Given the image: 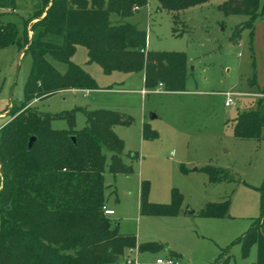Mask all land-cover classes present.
I'll use <instances>...</instances> for the list:
<instances>
[{"label": "rangeland", "instance_id": "rangeland-1", "mask_svg": "<svg viewBox=\"0 0 264 264\" xmlns=\"http://www.w3.org/2000/svg\"><path fill=\"white\" fill-rule=\"evenodd\" d=\"M41 2L0 0V22L15 23L19 40L24 21L34 15ZM220 3L208 0L182 9L177 12L175 25V12L158 8L156 0H147L124 19L146 31L151 50L185 53L184 91L156 87L142 96L140 90L145 87L141 71L104 74L98 64L86 61L85 47L77 45L71 61L89 72L104 89L67 88L29 104L51 115L79 108L74 113L75 129L86 123L84 110H115L130 117L129 124L113 126L123 142L122 162L130 172L113 175L107 155L105 204L114 211L109 219L117 224L119 233L132 234L137 242L154 241L162 249L152 253L129 248L116 264L134 258L139 264H156V257H169L172 252L177 254L179 264H216V257L225 248L230 256L227 264H250L256 259V245L243 255L237 238L260 213L264 138H238L233 124L239 111L253 108L254 101L264 97V22L255 17L252 33L243 29L239 39L232 41L234 29L246 17L225 15L218 8ZM111 20L118 17L111 15ZM34 21L27 23L28 29ZM31 34L28 30L29 37ZM46 57L58 72L66 70L64 62ZM30 66V53L17 43L0 46V126L12 116L10 108L23 102ZM252 73L255 84L248 86L247 78ZM225 93L230 94L233 103L225 105ZM143 123L156 136L143 138ZM50 125L68 127L67 121L58 117L52 118ZM204 166L223 167L229 178L211 181ZM142 181H147L146 199L152 203H169L176 190L181 196L178 212H140ZM223 200L227 201L224 216L200 215L206 203ZM187 206L193 208L192 214H183Z\"/></svg>", "mask_w": 264, "mask_h": 264}, {"label": "trees", "instance_id": "trees-1", "mask_svg": "<svg viewBox=\"0 0 264 264\" xmlns=\"http://www.w3.org/2000/svg\"><path fill=\"white\" fill-rule=\"evenodd\" d=\"M156 1L158 8L175 12L176 25L178 11L208 0ZM146 4L147 0H42L34 15L24 21L19 40L15 23L0 22V46L17 43L31 56L24 100L10 108L12 116L0 126V264H116L129 248L161 251L162 246L154 241L137 242L134 235L119 233L117 224L103 211L107 155L113 175L130 172L121 159L122 139L113 131L116 124H129L130 117L115 110H84L86 123L75 129L74 113L79 108L51 115L29 106L33 99L67 88L99 89L94 78L71 61L77 45L85 47L86 61L98 64L104 74L143 71L147 89L161 85L166 91H184L185 53L147 50L146 31L124 21L134 7ZM218 8L225 15L246 17L234 29L232 41L239 39L243 29L252 33L255 17L264 22V3L259 0H221ZM111 15L118 20H111ZM32 19L36 21L28 29ZM173 31L177 34L176 28ZM46 55L64 62L66 70L58 72ZM247 84H255L253 73ZM56 117L64 118L68 127H51ZM233 127L238 138H264V97L256 99L253 108L239 111ZM31 136L34 140L28 148ZM142 136L151 138L156 132L143 123ZM203 169L211 181L229 178L223 167ZM147 193V181H142L140 212H178L181 196L176 190L169 203L149 202ZM259 193L260 213L237 238L243 255L256 245V259L250 264H264V179ZM226 212V200L208 202L199 211L207 217ZM227 251L219 252L216 264L228 263ZM172 253L169 257L177 259Z\"/></svg>", "mask_w": 264, "mask_h": 264}, {"label": "built area", "instance_id": "built-area-1", "mask_svg": "<svg viewBox=\"0 0 264 264\" xmlns=\"http://www.w3.org/2000/svg\"><path fill=\"white\" fill-rule=\"evenodd\" d=\"M134 9H137V7H134ZM225 94L227 95V99L224 101L225 105H229V104L233 103V101L230 98V94H228V93H225ZM103 211H104V214H106V215L113 214V210L106 208V207H103ZM130 249H132V248H130ZM134 249H136V251H137V247H135ZM154 261L156 264H179L177 259H174L171 257H164V258L163 257H156ZM124 264H139V263H138L137 259L134 258L132 260L125 259Z\"/></svg>", "mask_w": 264, "mask_h": 264}, {"label": "crops", "instance_id": "crops-1", "mask_svg": "<svg viewBox=\"0 0 264 264\" xmlns=\"http://www.w3.org/2000/svg\"><path fill=\"white\" fill-rule=\"evenodd\" d=\"M49 4V3H48ZM47 4V5H48ZM44 14V12L42 13V15ZM146 36H147V34H146ZM146 49L147 50H151L150 49V47H149V45H148V41H147V39H146ZM89 73V72H88ZM90 74V73H89ZM141 74H142V79H143V84H144V72L143 71H141ZM91 75V74H90ZM145 87V86H144ZM157 87V89H163V87L161 86V85H158V86H156ZM155 87V88H156ZM154 88V89H155ZM99 89H104L103 87H100L99 86ZM99 89H90V90H99ZM86 91H88L89 89H85ZM148 90H153V89H148ZM61 91V90H60ZM146 91H147V88L145 87V88H142L141 90H140V93H141V95L143 96L145 93H146ZM59 92V91H58ZM35 100H38V99H35ZM3 125V124H2ZM1 125V126H2ZM105 207L106 208H109V209H112L111 207H108L106 204H105ZM186 208H190L189 206H187ZM191 210H192V212L191 213H185V211L183 210V214H185V215H188V214H192L193 212H194V210H193V208H190ZM113 210V209H112ZM112 215H114V211H113V214H111V215H109V216H112ZM123 234V233H122ZM165 250H168V248L167 249H165Z\"/></svg>", "mask_w": 264, "mask_h": 264}, {"label": "water", "instance_id": "water-1", "mask_svg": "<svg viewBox=\"0 0 264 264\" xmlns=\"http://www.w3.org/2000/svg\"><path fill=\"white\" fill-rule=\"evenodd\" d=\"M153 116H155V115L152 114L151 117H153ZM71 139L74 140V137L72 136ZM33 140H34V136H31V137L29 138V140H28V144H27V145H28V148H30V146H31V144H32V142H33ZM191 212H192V210H191L190 208H186V209H185V213H191Z\"/></svg>", "mask_w": 264, "mask_h": 264}]
</instances>
